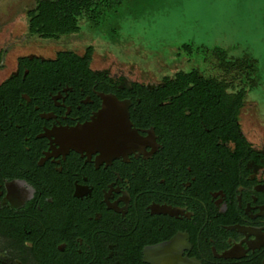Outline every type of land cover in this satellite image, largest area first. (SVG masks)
Masks as SVG:
<instances>
[{"label": "flooded vegetation", "instance_id": "flooded-vegetation-1", "mask_svg": "<svg viewBox=\"0 0 264 264\" xmlns=\"http://www.w3.org/2000/svg\"><path fill=\"white\" fill-rule=\"evenodd\" d=\"M54 56L0 73V264H262L264 139L228 102L244 78L190 59L157 80L76 77ZM114 101L131 134L97 142L85 127Z\"/></svg>", "mask_w": 264, "mask_h": 264}, {"label": "rangeland", "instance_id": "rangeland-1", "mask_svg": "<svg viewBox=\"0 0 264 264\" xmlns=\"http://www.w3.org/2000/svg\"><path fill=\"white\" fill-rule=\"evenodd\" d=\"M33 1L0 0V73L19 55L81 54L88 45L94 48L90 68L131 71L144 81L179 63L187 69L188 59L216 71L223 56L249 72L241 123L251 141L264 139V0H121L99 26L80 20L78 33L57 42L27 34L23 16Z\"/></svg>", "mask_w": 264, "mask_h": 264}, {"label": "trees", "instance_id": "trees-1", "mask_svg": "<svg viewBox=\"0 0 264 264\" xmlns=\"http://www.w3.org/2000/svg\"><path fill=\"white\" fill-rule=\"evenodd\" d=\"M120 2L121 0H34L24 13V25L26 24L29 36L57 42L78 33L80 20L87 21L93 27L99 26L107 14L114 12ZM93 51L92 45L86 46L81 54L62 50L56 52L54 58L45 63L52 65L51 69L58 73H73L76 77L88 76L93 74L89 67ZM217 57L220 58L215 64L217 69L233 74V80L244 78V89L235 96L228 97V102H232L234 98L237 107H240L247 91L251 89L246 83L249 72L245 71V65L240 62L228 63L223 56Z\"/></svg>", "mask_w": 264, "mask_h": 264}, {"label": "water", "instance_id": "water-1", "mask_svg": "<svg viewBox=\"0 0 264 264\" xmlns=\"http://www.w3.org/2000/svg\"><path fill=\"white\" fill-rule=\"evenodd\" d=\"M112 103H115L113 107V111L115 112V115L113 116V122L112 123H101L100 119L102 118L101 115H97V117L88 125H86L85 128L92 127V129H98L97 131L91 132V138L93 140L99 142V139H101L100 142H102L105 139H111L112 142L120 143L122 141H125L128 136H130L131 132L129 131L128 127V118L127 113L125 111V114L123 112L124 108H122L121 104L117 101H114ZM109 128V131L105 132L104 128ZM107 135V136H106ZM113 142V143H114ZM177 239H172L168 242H166L163 245L158 246L159 248L165 247L170 248L175 245V242H177ZM182 264H200L198 261H182ZM262 264H264V258L262 260Z\"/></svg>", "mask_w": 264, "mask_h": 264}]
</instances>
